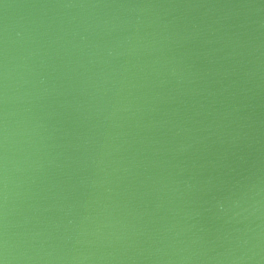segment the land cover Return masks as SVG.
<instances>
[{"label":"water","instance_id":"obj_1","mask_svg":"<svg viewBox=\"0 0 264 264\" xmlns=\"http://www.w3.org/2000/svg\"><path fill=\"white\" fill-rule=\"evenodd\" d=\"M3 264H264V0H0Z\"/></svg>","mask_w":264,"mask_h":264},{"label":"snow or ice","instance_id":"obj_2","mask_svg":"<svg viewBox=\"0 0 264 264\" xmlns=\"http://www.w3.org/2000/svg\"><path fill=\"white\" fill-rule=\"evenodd\" d=\"M0 264H3V261L2 260H0Z\"/></svg>","mask_w":264,"mask_h":264}]
</instances>
